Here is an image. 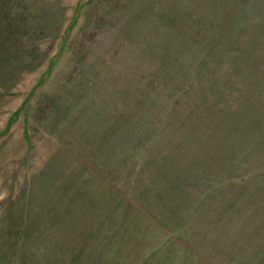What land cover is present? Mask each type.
Returning <instances> with one entry per match:
<instances>
[{"label":"rangeland","instance_id":"rangeland-1","mask_svg":"<svg viewBox=\"0 0 264 264\" xmlns=\"http://www.w3.org/2000/svg\"><path fill=\"white\" fill-rule=\"evenodd\" d=\"M256 113L264 0H0V264H264Z\"/></svg>","mask_w":264,"mask_h":264},{"label":"trees","instance_id":"trees-1","mask_svg":"<svg viewBox=\"0 0 264 264\" xmlns=\"http://www.w3.org/2000/svg\"><path fill=\"white\" fill-rule=\"evenodd\" d=\"M254 117H256V118H255V121H256V122H257V120H258V122H259L262 126H264V122L261 121V118H260V116H259L258 113L254 114ZM118 160H119V161L122 160L121 158H119V155H118ZM121 233H122V232H121ZM110 239H111L112 243L115 242L114 235H113L112 238H110ZM116 239H117V241H118V237H116ZM119 243H121V242H119Z\"/></svg>","mask_w":264,"mask_h":264}]
</instances>
